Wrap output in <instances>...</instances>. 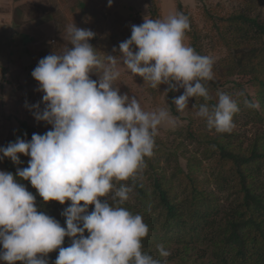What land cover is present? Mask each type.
Wrapping results in <instances>:
<instances>
[{
    "label": "clouds",
    "instance_id": "clouds-1",
    "mask_svg": "<svg viewBox=\"0 0 264 264\" xmlns=\"http://www.w3.org/2000/svg\"><path fill=\"white\" fill-rule=\"evenodd\" d=\"M189 30L190 21L182 13L164 19L145 17L119 44L118 61L117 56L98 55L89 43L93 31L71 24L64 37L72 47L39 60L31 75L44 93V108L40 111L37 103L30 110L37 121L52 127L43 135L34 133L30 141L17 137L0 147V160L7 157L20 165L19 154L31 157L15 175L0 171V262L49 264L48 254L58 249L54 264H166L143 251L148 226L140 214L122 206L132 187L116 182L138 176L145 158L153 155L158 127L175 126L177 118L168 109L143 110L135 96L121 95L114 82L122 62L153 89L161 84L168 86L166 94L184 89L173 99L178 112L188 108L190 98L207 101L203 82L213 79L214 60L185 42ZM90 73L99 79H91ZM217 95V103L201 104L197 116L209 129L230 133L237 102L227 93ZM244 104L260 107L247 99ZM20 180L30 181L44 202H71L61 213L66 227L38 211L36 197ZM89 205H94L91 212ZM65 237L71 239L68 247H62ZM157 251L159 257L170 255L163 245Z\"/></svg>",
    "mask_w": 264,
    "mask_h": 264
},
{
    "label": "trees",
    "instance_id": "trees-1",
    "mask_svg": "<svg viewBox=\"0 0 264 264\" xmlns=\"http://www.w3.org/2000/svg\"><path fill=\"white\" fill-rule=\"evenodd\" d=\"M179 2L178 8L182 10L185 6ZM152 14L155 15V12ZM229 20L233 27L234 24L245 23L248 18L238 14L230 16ZM254 23L260 30L264 45V27ZM189 35L190 46L196 50V37L188 32ZM54 52L51 49V54ZM253 52L254 56L250 54ZM250 53L243 48L237 49L229 59L213 64V79L203 82L209 99L193 98V114L184 116L177 112L173 104L175 91H167L171 115L186 123L173 132L174 138L169 142L155 141L153 155L145 158V167L140 172L142 176L133 180L137 194L122 205L133 214H140L148 226L149 232L142 240L143 251L165 260L166 264H264V133L254 140L248 150L234 149L228 141L230 136L212 138L209 133L213 129H209L206 122L201 121V125L195 122L200 119L197 116L200 105H215L217 94L223 92L237 102L239 111L234 115L235 121L243 118L264 124V48H256ZM251 69L257 70L259 75L252 76ZM136 78L142 86L143 82L146 83L142 77L137 75ZM241 92L243 96L239 95ZM245 99L259 102V109L247 108ZM41 103L40 111L44 108V103ZM29 107L27 113L35 119L34 110ZM34 119V127L28 120L19 121L22 131L19 138L30 141L34 133L43 135L44 131H38V128L49 129L47 122ZM184 130L186 138L196 143L200 158L185 156L182 142L173 146ZM0 168L14 175L17 171L5 158ZM206 170H209V176L203 174ZM145 177L149 185H146ZM176 180L181 181L182 194L171 186ZM22 181L20 183L27 180ZM212 181L218 184V188H211ZM28 185L29 191L36 197L38 211L54 217L62 227H66V218L61 215L63 210L42 201L34 188ZM223 191L227 195L221 198L219 193ZM109 203H112L110 199ZM93 209L94 205L91 211ZM70 244L71 239L65 237L62 247ZM158 245H163L167 251L176 248L178 254L173 251L166 258L159 257ZM58 252L57 249L48 254L49 264H54Z\"/></svg>",
    "mask_w": 264,
    "mask_h": 264
},
{
    "label": "rangeland",
    "instance_id": "rangeland-1",
    "mask_svg": "<svg viewBox=\"0 0 264 264\" xmlns=\"http://www.w3.org/2000/svg\"><path fill=\"white\" fill-rule=\"evenodd\" d=\"M179 1L185 6L182 10L178 8ZM81 3L84 5L82 6ZM207 11H209V14ZM152 12H155V15ZM176 13L184 14L190 21V30L186 32L185 42L188 45L191 43L188 32L191 36L195 35L197 53L212 57L214 63L229 59L237 49L243 48L250 53L256 48H264L261 33L259 34L260 30L254 23L255 21L258 25L264 27V0H112L111 7L108 6V0H0V65L7 64L9 69L7 74H10V79L6 77V81L9 83L6 82L4 84L3 82L2 86H5V93H10L13 90L12 94L15 93L18 97L17 100L4 99L3 101L4 110H0L1 136L5 137L6 130L4 128L10 124L4 114H11V121L14 122L16 118L18 122L17 126H13L9 133L8 137L12 135V138L10 137L8 140L9 142L22 135L19 123L21 119L19 117L23 118V120H28L32 127L36 125V122L32 120L34 118L27 113V109H24L23 106L18 107L17 102H24L25 106L26 104L31 106L39 103L41 108L44 93L38 90L39 82L32 77L31 73L43 55L45 57L51 54V49H54L59 54L65 47H72L64 37L68 25L75 24L78 28L93 31L95 36L89 43L97 49L98 55L101 57L104 55L117 56V60L120 61L119 44L131 37L132 25L142 24L145 17L164 19L168 15ZM238 14L245 15L249 21L247 20L245 23L238 25L234 24L232 27L229 17ZM114 48L116 51H113ZM250 54L254 56V52ZM262 58L264 59V57ZM119 67L121 75L114 82V85L119 88L121 95L135 96L141 108L145 111L159 109H168L170 111V106L167 103L168 96L164 93L168 88L166 84H161L160 88L156 89L151 88L147 82H143L142 86L136 76L124 68L122 62L119 63ZM94 71H97L98 75L101 74L99 70ZM29 72L30 75L28 74ZM251 72L253 73L252 76L259 75L257 70L253 71L251 69ZM3 74L7 76L2 69V73L0 72L1 77H3ZM97 74L90 73L89 75L91 79L98 80ZM250 76L247 77L249 78ZM183 91L184 89L182 88L175 91L174 98L183 94ZM194 99H189L188 108L182 113L184 116L193 114L192 107L196 100ZM200 119H196V124L201 125L202 122H206L204 119ZM185 123L177 119L175 126L162 124L158 127L154 140L169 142L174 138L175 133L173 132ZM234 123L235 128L230 133H217L213 129L209 133L210 137L220 138L223 136V138H226L230 136L228 141H231V148L248 150L254 140L261 133H264V124L260 123V121H247L240 118L237 121L234 119ZM51 127L49 124V129L43 127L37 130L44 131L43 134H45L51 130ZM178 138L179 140L175 141L174 147H176L178 142H182L184 146L181 149L186 151L185 156L188 158L191 156L199 157L200 153L197 150L196 143H192L186 138L185 130L182 131ZM4 140L1 138L0 144L4 143ZM19 158L22 163L16 165L10 158L5 157L10 167H27L31 157L19 154ZM1 161L3 162V160H0V165ZM0 171H2L1 168ZM203 174L209 176V170H206ZM141 176L142 174L139 173L136 178ZM133 180L116 183L117 186L120 183H124L132 187L131 197L137 194ZM145 181L146 185L150 184L147 181V177H145ZM22 184L25 185L28 191L30 190L28 185H31L30 181H24ZM180 184L181 181L176 180L172 181L171 186L179 194H182ZM217 186L218 184L212 181L211 188H218ZM34 191L37 192L35 188ZM226 195L227 192L225 191L219 193L221 198ZM38 198L43 201L39 194ZM47 203L52 207L59 206V209L64 210L70 201H66L63 205L57 201H49ZM131 204H133V200ZM92 206L89 205V212ZM56 218L59 219L60 216ZM87 235L88 233L86 232L85 236ZM173 251L178 254L176 248ZM173 251L170 250L169 252ZM173 258H175V255ZM172 261H175V259H172ZM167 264L173 263L169 262Z\"/></svg>",
    "mask_w": 264,
    "mask_h": 264
},
{
    "label": "crops",
    "instance_id": "crops-1",
    "mask_svg": "<svg viewBox=\"0 0 264 264\" xmlns=\"http://www.w3.org/2000/svg\"><path fill=\"white\" fill-rule=\"evenodd\" d=\"M14 1H19V0H14ZM1 67H0V72L2 73V69H3V72H5V74H7L8 73V71H9V69H8V65L7 64H5V65H0ZM29 75H30V72L28 73ZM6 77H8V79H10V74H7V76L6 75H4L3 74V77H1V75H0V110H4V104H3V101H4V99H14V100H17V96H16V94L14 93V94H12L13 93V90H12V92H10V93H5V91H4V89H5V86H2V84H3V82H4V84L7 82L6 80ZM7 83H9V82H7ZM18 103V107H20V106H23L24 107V109H27L28 107H26L25 106V104H24V102H21V101H19V102H17ZM28 105V104H27ZM4 116L9 120V122H10V124L6 127V128H4L5 130H6V135H5V137L4 136H1V134H0V139L2 138V140H4L3 142L4 143H2V144H0V147H2V146H6V145H8L9 144V138L12 136H10V137H8L9 136V133H10V131H11V129H12V127L13 126H17V124H18V122H17V119L15 118L14 119V122L13 121H11V118H12V115L10 114V115H5L4 114ZM19 119H21V120H23V118H21V117H19ZM1 123V122H0ZM12 138V137H11Z\"/></svg>",
    "mask_w": 264,
    "mask_h": 264
}]
</instances>
